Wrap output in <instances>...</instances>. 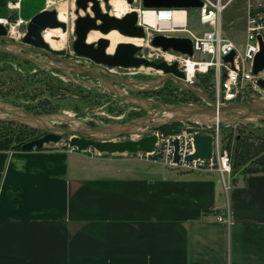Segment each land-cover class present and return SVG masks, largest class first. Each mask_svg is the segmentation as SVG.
<instances>
[{"label": "crops", "instance_id": "crops-1", "mask_svg": "<svg viewBox=\"0 0 264 264\" xmlns=\"http://www.w3.org/2000/svg\"><path fill=\"white\" fill-rule=\"evenodd\" d=\"M15 1L0 19L56 4ZM0 264H264V173L226 188L217 171L126 155L0 151Z\"/></svg>", "mask_w": 264, "mask_h": 264}, {"label": "water", "instance_id": "water-1", "mask_svg": "<svg viewBox=\"0 0 264 264\" xmlns=\"http://www.w3.org/2000/svg\"><path fill=\"white\" fill-rule=\"evenodd\" d=\"M110 0H104L106 10L109 12ZM132 5L134 0H125ZM92 4L94 17L86 15L79 17L76 22L77 39L73 44V52L77 57L91 60L97 65L107 67H121L127 69H139L141 67L153 68L162 71L164 76L155 80L141 82L149 87L147 89H158L165 85L168 80H173L184 91L192 93L200 98L206 106L188 105H167L160 101H151L146 98L130 95L116 88H110L111 94L117 98L125 99L131 103L140 105L150 110L148 115L141 119H136L127 123L102 124L90 126L80 120L72 119L64 115H37L26 112L20 108L8 104H0V121L15 122L27 127L44 131L45 134L39 138L31 140L22 146V151L41 150L51 144L60 143L65 135H70L69 148L80 152L96 151L99 154L109 155H136L140 152L151 153L155 151L158 142L157 136L149 134L151 130L160 129L164 126L188 122L192 124L209 125H259L264 120V98L251 102H225L218 103L213 101L210 96L194 85L183 81L184 73L179 68V64H172L162 60L159 62L151 61L146 58L137 57L141 51V46L133 43L123 42L118 44L114 53L107 54L106 49L110 47V42L101 39L96 43H88L87 35L91 31L100 32L104 35L113 31L130 38H145L143 27L138 25V13L132 11L123 18L112 17L108 13H102L97 0H77V6L84 11L88 4ZM142 6L146 9H197L203 6L200 0H142ZM100 22V23H98ZM62 29L67 30V24L61 21L56 8H47L31 20L28 21L25 34L21 42L10 41L9 27L0 23V52L6 53L19 59L29 61L38 67H47L60 70L69 75H88L98 78L105 83V78L79 65L74 60H65L61 57L66 55L64 50L53 49L44 38L46 30ZM10 41L11 43H5ZM151 45L160 48L164 52L173 51L188 57L194 56L193 43L189 38L167 37L156 35ZM45 53L50 57H55L60 63H45L42 59L26 52ZM235 53L232 52L224 57L226 63H233ZM264 71V46L254 60L253 73L258 75ZM116 83L128 86L129 83L122 79ZM258 85L264 90V80L259 79ZM131 88V87H128ZM55 123L69 125L67 128L56 126ZM137 135L140 139L117 140L122 136ZM176 152L174 163L178 164L181 160L179 155V142H174ZM196 152L186 158L187 162L194 160H211L213 158L214 141L211 135L197 134L194 138Z\"/></svg>", "mask_w": 264, "mask_h": 264}, {"label": "rangeland", "instance_id": "rangeland-1", "mask_svg": "<svg viewBox=\"0 0 264 264\" xmlns=\"http://www.w3.org/2000/svg\"><path fill=\"white\" fill-rule=\"evenodd\" d=\"M56 4L48 8L60 9L64 6L66 9L67 22L70 30L63 35L62 39H54L57 43L61 41L59 49L66 51L71 50L73 18L75 9V0H54ZM125 6L127 3L124 1ZM139 5L133 8H139L142 3L140 0ZM124 6V7H125ZM264 7V0H234L228 9L223 13L221 20V27L223 34L226 38L232 39L238 47L244 44L246 36V26L249 12H253L258 8ZM130 11L132 9L130 8ZM134 11V10H133ZM129 13V7L125 11ZM264 13V12H263ZM19 17L16 14L11 16V20L15 21ZM188 28L194 33H201L207 30V27H203L199 21V10L188 9ZM62 31V29H60ZM21 32L24 29H20ZM63 32V31H62ZM168 35L172 33H164L157 35ZM23 36L19 33L10 37V41L21 42ZM142 40V39H141ZM10 41H4L5 43H11ZM124 42V41H122ZM144 45V52L142 55L149 56L153 61L159 62L162 59V53L157 48L152 47L147 41H141L140 46ZM149 45V46H148ZM27 54L34 55L39 59L44 57L34 54L32 52H26ZM196 56H199L196 54ZM169 62V61H168ZM174 63V62H172ZM129 72H138L141 76H147V74H153L155 77L164 76L162 71H157L153 68L142 67L140 69H131ZM145 74V75H144ZM75 80H81L84 83L96 84L93 79L86 77H74ZM67 76L60 70H42L37 65L19 59L18 57L3 54L0 52V104H8L13 107L20 108L26 112H30L37 115H64L71 117L72 119L80 120L87 123L90 126H99L102 124L113 123H127L136 119L144 118L148 115L150 110L156 109V107H144L131 103L125 99L109 96L97 95L94 91L87 89L86 87H78L74 80ZM202 77L197 76L194 86L201 85ZM215 79H211L210 86L197 87L207 93L210 98L216 99L215 93ZM197 84V85H196ZM80 95L93 94L91 99L83 98ZM151 101L164 102L167 105H188L196 104L206 106L197 96L191 95V93L182 90L175 82L169 81L165 87L158 89H150L148 93L141 96ZM264 98V92H253L248 88H245L243 92L238 96V103L251 102ZM180 124V123H175ZM56 126H62L67 128L69 125L55 123ZM172 125V124H171ZM167 125L168 129H165L169 134H178L183 130H199L197 124L188 122H182L179 126ZM66 126V127H65ZM165 127V126H164ZM160 130V129H155ZM151 130L149 134L153 131ZM162 131V130H160ZM164 132V131H163ZM44 131L37 130L31 127H22L19 123L14 124H0V134L10 135H23V138H34L41 136ZM166 133V132H164ZM248 133H254L264 137V126L259 125H221L220 126V145L221 148L226 149L231 157L232 161V148L235 144L238 135H244ZM141 136L128 135L122 136L117 140L125 139H140ZM70 135H65L64 139L57 145L58 147H69ZM96 152V151H95ZM126 157H134L139 161H144L152 164L151 161L141 159L137 155H127ZM160 168L173 169L174 171H182L179 168H172L170 166L162 164H154Z\"/></svg>", "mask_w": 264, "mask_h": 264}, {"label": "built area", "instance_id": "built-area-1", "mask_svg": "<svg viewBox=\"0 0 264 264\" xmlns=\"http://www.w3.org/2000/svg\"><path fill=\"white\" fill-rule=\"evenodd\" d=\"M203 6L199 10V21L203 27H207L201 33H194L188 28V9H146L141 5L134 8L138 13V25L143 27L145 38L151 45L152 39L157 34H166L167 37L189 38L193 43L194 56L164 52L157 48L162 54V59L169 64L177 62L184 73L183 81L195 85L198 75H207L214 72L215 101L218 103L235 102L245 88L255 92H264L258 85V80H264V71L258 75L253 73L254 60L264 46V13L258 12L248 14L246 36L244 44L238 47L237 44L223 34L221 20L223 13L228 9L234 0H200ZM21 0L11 3L12 9H18ZM183 14L181 23L175 21V12ZM146 13L152 14L153 22L146 21ZM0 23L9 27V37L19 33L24 36L28 21L21 18L15 21L11 19H0ZM24 29L23 32L20 29ZM149 46V45H148ZM152 46V45H151ZM144 49V45H141ZM153 47V46H152ZM232 52L235 53L233 63H226L224 57ZM198 54L199 56H196ZM170 57V61L166 60ZM152 60L149 56L145 57ZM162 61V60H161ZM156 62V61H155ZM190 68H192L190 70ZM136 70V69H134ZM221 125H198L199 130L187 129L178 134H166L163 131L155 130L151 134L157 136L158 142L154 152H140L136 154L141 159L151 161L152 164H162L172 168H179L182 171H217L222 177V182L227 188L230 185L232 172V161L229 152L220 145ZM197 134L211 135L214 141L213 158L211 160H194L187 162L186 158L193 155L195 150L194 138ZM179 142V155L181 160L174 163L176 147L174 142ZM98 153V152H96ZM99 154V153H98ZM227 221L228 218H220Z\"/></svg>", "mask_w": 264, "mask_h": 264}, {"label": "flooded vegetation", "instance_id": "flooded-vegetation-1", "mask_svg": "<svg viewBox=\"0 0 264 264\" xmlns=\"http://www.w3.org/2000/svg\"><path fill=\"white\" fill-rule=\"evenodd\" d=\"M97 1L99 2V6H100V9H101L102 13H108L110 16L117 17V18H123V17H125L128 14V13L125 12L124 14H121V16H116L114 13H111L112 9H113V6L110 4L111 0L109 1V5L111 6V9H110L109 12L106 10V5H105L104 0H97ZM139 2H140V0H134L132 5H129L127 2L126 3H127V6L129 5L130 8L133 11L134 10L133 7H135L136 5H139L140 4ZM74 5H75L74 18L72 20L74 29L72 31V34H73L72 40L73 41H72V44H71V50L70 51H66L64 49H61V50L66 51V55H63V56H57L56 55L55 57H61L62 59H65V60H69V59L70 60H74L79 65L84 66V67H86L88 69H92L94 72H97V73L101 74L105 78L106 81L104 83V82L100 81V79L93 78V77H90L88 75H76L74 73H70L69 75H67V74L66 75L69 76L70 78H72L74 80V82H76V85L78 87H86L87 89H90L91 91H94L97 95H100V96L104 95V96H109V97H115L113 94H111L110 88H116V89H118L120 91H124V92H126V93H128L130 95H135L137 97H141V96L145 95L146 93H148L149 89H147V87H149V86H147V85H145V84H143L141 82L155 80V79L158 78V76L155 77V75H153V74H147V76H141L138 72H129V70H131V69L121 68V67H107V66H104V65H97V64L93 63L89 59L80 58V57H77L74 54V52H73V44H74V42L77 39L75 27H76V22H77L78 18L79 17H85L86 15H90V17H94V13H93V11L91 9V7H92L91 3L88 4V8L85 11L83 9H79L78 8L77 0H75V4ZM132 11H130V12H132ZM98 23H100V22H98ZM66 24H67V30H66V32H64L65 34L70 30L68 22H66ZM92 32H96V31H91L90 33H88L87 41H88V38H89V36H90V34ZM102 35L106 36L104 34H102ZM121 36H123V35H121ZM123 37L124 38H130V37H126V36H123ZM101 39H105V40H108L110 42L109 39H107L105 37H100L99 39H97V40H95L93 42H88V43H96V42H98ZM121 43H123V42H120L118 44H121ZM110 45H111V43H110ZM109 48L106 49V53L107 54H109V52H108ZM143 52H144V49L142 48L141 51L137 54V57L145 58L146 56L142 55ZM32 53H34V52H32ZM34 54L43 56L44 58L42 60L45 63H47V64H50V62L60 63L58 60L55 59V57H50V56H48L45 53H34ZM40 68L42 70H50V71L54 70V69H50V68H47V67H40ZM86 76L89 79H93L96 84L84 83L83 81L78 80V79L75 80V78H74V77L81 78V77H86ZM119 79H122L123 81H126L127 83H129V85L128 86H124L122 84L116 83V80H119ZM169 81H173V80H168L163 87H165ZM173 82H175V81H173ZM128 87H131V88H128ZM77 96H82L83 98L91 99L94 95L93 94H88V95L77 94ZM142 98H145V97H142ZM44 134L45 133H43L41 136H43Z\"/></svg>", "mask_w": 264, "mask_h": 264}, {"label": "trees", "instance_id": "trees-1", "mask_svg": "<svg viewBox=\"0 0 264 264\" xmlns=\"http://www.w3.org/2000/svg\"><path fill=\"white\" fill-rule=\"evenodd\" d=\"M258 12H264V7L253 10V14ZM6 54V53H3ZM29 62V61H27ZM202 77L201 85L197 87L205 86L209 87L211 79H214V72H209L207 75H200ZM191 95L196 96L191 93ZM214 100L215 97L213 96ZM164 103V102H163ZM15 122H4L0 121V124H14ZM264 124V120L261 121ZM181 124V123H180ZM180 124H172L179 126ZM22 127H27L20 124ZM171 125V126H172ZM252 125V124H251ZM28 128V127H27ZM169 126L160 128V130L166 132ZM23 138V135H10V134H0V151H22V146L36 138ZM232 172L231 179L232 183L237 182L239 176H246L251 174L264 173V137L256 135L254 133H248L244 135H238L235 144L232 148Z\"/></svg>", "mask_w": 264, "mask_h": 264}, {"label": "bare ground", "instance_id": "bare-ground-1", "mask_svg": "<svg viewBox=\"0 0 264 264\" xmlns=\"http://www.w3.org/2000/svg\"><path fill=\"white\" fill-rule=\"evenodd\" d=\"M125 0H111L110 1V4L113 6V9H112V12L111 13H114L116 16H121V14H124L126 9L128 8V6L126 5L125 6V3H124ZM126 2V1H125ZM125 6V7H124ZM105 12V11H104ZM129 12H130V6H129ZM59 14V13H58ZM175 21L177 23H181L182 22V17H183V14L180 13V12H175ZM59 18L61 21H64V22H67V19L64 18V17H61L60 14H59ZM146 21H149V22H153V19H152V14L150 13H146ZM65 33L62 32L60 29H56V30H46L44 32V38L46 40V42H48L50 44V46L55 49V50H61L59 49V45H61V41H58V43L54 40V39H62L63 35ZM100 37H105L107 39L110 40V48L108 49V52L109 54L110 53H113L115 48H116V45L122 41L124 42H128V43H133L135 45H138L140 46V42L142 41L141 39L139 38H124L123 36H121L118 32L116 31H113L111 32L110 34L106 35V36H103L101 33L99 32H92L88 38L89 41H95L97 39H99ZM170 57H167L166 60L167 61H170ZM192 68H190L191 70Z\"/></svg>", "mask_w": 264, "mask_h": 264}]
</instances>
